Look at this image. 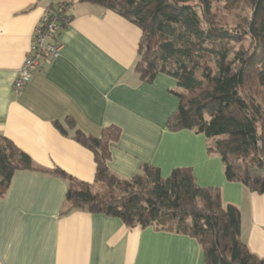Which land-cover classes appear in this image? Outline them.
I'll return each mask as SVG.
<instances>
[{
  "label": "crops",
  "instance_id": "1",
  "mask_svg": "<svg viewBox=\"0 0 264 264\" xmlns=\"http://www.w3.org/2000/svg\"><path fill=\"white\" fill-rule=\"evenodd\" d=\"M70 1L59 31L60 53L44 61L20 94L12 86L44 9ZM141 30L98 5L78 0H0V135L32 160L0 196V264H206L197 241L153 227L129 228L119 218L73 209L64 214L67 181L44 170L59 168L95 182L93 153L73 138L67 119L98 136L114 124L121 135L108 166L131 178L147 163L167 177L192 170L203 187L220 189L224 205L240 210V237L264 257V194L227 181L202 134L166 128L178 105L175 80L158 74L142 81L134 66ZM58 121L66 129L61 134Z\"/></svg>",
  "mask_w": 264,
  "mask_h": 264
},
{
  "label": "trees",
  "instance_id": "2",
  "mask_svg": "<svg viewBox=\"0 0 264 264\" xmlns=\"http://www.w3.org/2000/svg\"><path fill=\"white\" fill-rule=\"evenodd\" d=\"M78 1L139 27L134 69L140 79L151 83L161 73L176 82L170 92L178 105L166 128L202 134L208 154L220 158L227 181L264 194V0ZM58 3L64 27L70 1ZM228 17L234 21L227 22ZM67 124L73 138L93 153L96 173L90 184L59 168L44 170L67 181L64 214L85 210L117 217L129 228L189 236L199 244L206 264H264V257L241 239L240 210L223 204L220 189L198 185L188 167L162 177L158 167L144 163L131 178L118 177L108 162L121 128L111 124L94 136L71 118ZM54 125L67 135L60 122ZM27 169H36L31 158L0 135V196L13 174ZM98 183L103 187L94 190Z\"/></svg>",
  "mask_w": 264,
  "mask_h": 264
},
{
  "label": "built area",
  "instance_id": "3",
  "mask_svg": "<svg viewBox=\"0 0 264 264\" xmlns=\"http://www.w3.org/2000/svg\"><path fill=\"white\" fill-rule=\"evenodd\" d=\"M62 8L61 3L47 6L40 16L30 47L13 82L14 93L20 94L32 75L42 67L44 61L52 62L58 58L61 46L57 37L62 28L60 14Z\"/></svg>",
  "mask_w": 264,
  "mask_h": 264
},
{
  "label": "rangeland",
  "instance_id": "4",
  "mask_svg": "<svg viewBox=\"0 0 264 264\" xmlns=\"http://www.w3.org/2000/svg\"><path fill=\"white\" fill-rule=\"evenodd\" d=\"M238 9H240V8H238ZM245 9V8H244ZM236 11H238V12H240V10H236ZM225 12V14L227 15L228 13L226 12V11H224ZM244 12H246V9L244 10ZM243 12V10L241 11V13H244ZM228 20H226L227 22L228 21H234V20H232V19H230L229 17L227 18ZM95 188H94V190L95 189H97V190H99V189H101L102 187H103V185L101 184V183H98V184H96L95 186H94Z\"/></svg>",
  "mask_w": 264,
  "mask_h": 264
}]
</instances>
